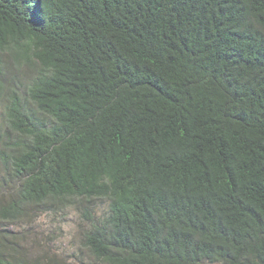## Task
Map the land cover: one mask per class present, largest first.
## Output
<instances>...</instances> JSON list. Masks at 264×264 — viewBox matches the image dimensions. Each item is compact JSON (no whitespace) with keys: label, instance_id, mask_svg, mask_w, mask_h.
Returning <instances> with one entry per match:
<instances>
[{"label":"trees","instance_id":"obj_1","mask_svg":"<svg viewBox=\"0 0 264 264\" xmlns=\"http://www.w3.org/2000/svg\"><path fill=\"white\" fill-rule=\"evenodd\" d=\"M5 53L35 74L0 219L75 208L100 264H264V0H0V100Z\"/></svg>","mask_w":264,"mask_h":264},{"label":"rangeland","instance_id":"obj_2","mask_svg":"<svg viewBox=\"0 0 264 264\" xmlns=\"http://www.w3.org/2000/svg\"><path fill=\"white\" fill-rule=\"evenodd\" d=\"M11 54L3 55L6 91L0 100V142L6 132L7 90L16 89L22 95V87L35 74L27 63L13 61ZM2 176L4 171L0 165V185H3L0 186V206L8 202L15 191L14 185L2 184ZM86 228L75 208L31 206L13 222L0 219V242L7 245L9 253L25 259L26 264H100L83 246Z\"/></svg>","mask_w":264,"mask_h":264}]
</instances>
